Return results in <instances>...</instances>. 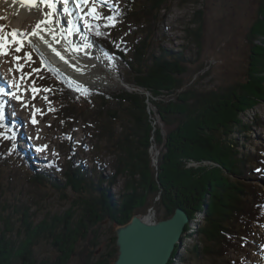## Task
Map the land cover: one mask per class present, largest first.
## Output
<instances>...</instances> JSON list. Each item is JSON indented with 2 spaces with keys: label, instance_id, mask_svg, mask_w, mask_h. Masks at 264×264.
<instances>
[{
  "label": "trees",
  "instance_id": "1",
  "mask_svg": "<svg viewBox=\"0 0 264 264\" xmlns=\"http://www.w3.org/2000/svg\"><path fill=\"white\" fill-rule=\"evenodd\" d=\"M137 1L140 0H125L117 22L123 24L122 21L133 17L149 24L130 49L115 43L107 23L102 28H94L90 34L121 58L129 69L132 84L139 90L125 89L118 93L94 90L87 93L92 100L85 106L81 101L84 94L63 76L47 67L41 72L45 102L66 127L73 126L78 119L90 122L97 147L105 145L114 156V173L108 177V184L124 177V190L116 198L107 189L101 190L104 177L98 172H86L72 158L63 168V188L78 194L77 203L84 211L82 219L76 220L74 230L67 224L69 215L66 214L46 216L31 231L29 222L26 224L27 204L12 207L11 203L0 200V264H16L28 258L30 239H19L26 236V230L27 235L40 237L43 234L46 240L57 234L59 240L54 245L63 253V236L67 232L64 242L70 244L71 249L65 257H69L75 246L82 249V231H89L102 219L126 223L134 214L151 207L162 211L160 219L171 216L177 207L185 209L192 220L202 215L203 223L195 233L187 235L196 238L188 253L197 258L208 254L215 258L213 264H233L227 258L229 253L235 250L236 244H247L257 233L253 227L263 224L264 191L248 182V177L264 178V154L247 153L246 158L251 162L246 166L231 136L242 124L243 110L264 100V0L250 28V41L257 40L259 47H254L259 49L253 48V65L248 78L221 90L200 89L197 82L185 80L190 62L184 51L153 46L151 23L169 0H142L137 4L139 7L133 6ZM195 41L200 44L197 34ZM155 114L171 127L165 136L155 122ZM11 142L22 157L16 140L11 139ZM154 142L163 147L157 167L151 153ZM3 160L7 162L8 155ZM25 161L32 170L29 177L32 182L43 186L51 183L57 187L51 173L45 170L46 164L39 162L41 168L32 169ZM193 163L197 166L190 165ZM1 195L0 185V199ZM14 214H20L21 224L16 230L11 222ZM57 227L61 229L59 234L55 230ZM115 240L114 235L113 248L102 254L105 259L98 264H112L106 259H116ZM173 261L188 264L183 255L177 254L168 264H174Z\"/></svg>",
  "mask_w": 264,
  "mask_h": 264
},
{
  "label": "rangeland",
  "instance_id": "2",
  "mask_svg": "<svg viewBox=\"0 0 264 264\" xmlns=\"http://www.w3.org/2000/svg\"><path fill=\"white\" fill-rule=\"evenodd\" d=\"M76 1L81 5L78 8L83 31L79 30L72 36L80 40L84 38L87 46L82 48L80 45V48L93 52L98 60L88 59L86 62L82 60L75 63L74 61L78 60L73 58L72 65L75 67L73 66L74 72L70 74L60 71L48 59L49 54L46 57L35 41L32 43L30 34L34 31H30L29 35L18 36L17 31L13 30L9 24L3 20L0 21V64L10 72L13 80L10 83H13L15 88L14 97L10 100L11 105L4 106L0 101V119L4 115V124L0 122V185L2 188L0 200L11 203L12 207L21 203L27 204L26 224L28 225L29 222L31 231L49 215H61V217L69 215L67 224L73 230L76 220L82 219L84 211L77 203L78 194L73 193L70 188H63L65 182L63 168L72 158L74 162L80 163L86 172L101 174L104 177V181L100 184L101 190L107 189L113 197H118L119 192L125 187L124 177H118L111 185L108 184V177L114 173L112 169L114 156L105 148V145L99 144L100 147H97V140L92 137L90 122L78 119L73 126L66 127L56 116L54 109L45 102L42 95L44 83L41 80V72L43 67H47L51 68L56 75L63 76L73 88L84 94L81 96V101L85 106H88L92 100V96L89 98L87 93L94 90L118 93L125 90L127 84L136 88L132 84L129 69L121 58L109 51L105 43L96 39L97 43L89 37V32H92L94 28H102L105 26L104 23H107L115 43L126 45L130 49L132 42L143 36L141 31L148 29L149 24L133 17L122 21L123 24H117L125 0ZM142 2V0L137 1L133 6L139 7L137 4ZM262 2L263 0H169L158 11L154 23H151L150 35L154 40L153 46L184 51L190 62L184 78L189 82H197L200 89L221 90L233 84L243 83L248 78V72L253 65L251 61L254 55L253 48L259 49L254 47L258 44L257 40L250 41V28L258 16ZM93 8H95V14H93ZM63 25L61 23L59 28L65 29ZM196 34L200 36L199 45L195 41ZM35 40L42 42L39 38ZM17 48L19 51L16 50ZM66 58L69 61V57L66 56ZM51 81L53 82L54 79ZM34 88L38 91L33 92ZM150 108L155 111L153 106ZM155 115V122L165 136L171 127L165 125L158 115ZM240 119L242 124L235 129L231 139L235 140L238 156H244L245 165L249 167L251 161L246 158L247 153L261 156L264 154V100H259L254 107L243 110ZM15 120L20 123L16 131L5 127V122L13 125ZM11 139H17L16 145L19 149L22 146L25 152L29 149L31 160L25 158L32 169H40L39 162L46 164L45 170L51 173V178H54L57 187L51 183L39 185L29 179L32 170L25 164L27 162L24 157L18 155L15 147L12 146ZM21 141H26L25 145H22ZM162 150L161 145L153 143L151 153L156 167ZM6 155H8V161L4 163L3 159ZM52 164L55 167L51 168ZM190 165L197 166L194 163ZM248 182L258 185L260 190L264 191V178L249 175ZM152 211L155 219H160L162 211L154 207L145 211L142 209L137 214L143 218H149ZM19 215L14 214L12 217L11 222L14 223L15 230L21 224ZM202 218V215H197L193 220L191 219L186 226L185 238L174 252L172 260H175L178 254L183 255L188 264L214 263L215 258L208 254L197 258L188 253V248L195 245L196 238L187 235L196 232L203 223ZM115 226L116 223L108 218L99 221L89 231H82L83 235L80 239L82 249L75 246L69 257H65L71 249L70 244L64 242L67 240V232L63 236L64 256H62L57 252L59 247L54 245V242L59 240L56 237L57 234L46 240L43 234L40 237L27 235L26 230V236H20L19 239L24 238L25 241L30 239L28 258L16 264L24 262L26 264L102 263L105 259L102 258V254L108 253L113 248L112 238L115 234ZM253 228L257 231L255 237L246 242L247 244H236L235 250L229 253L227 258L232 260L233 264H260L264 260V222ZM55 230L58 233L61 229L57 227ZM59 237L63 238L60 235ZM106 261L112 263L114 259L112 261L107 258ZM174 264L181 263L175 261Z\"/></svg>",
  "mask_w": 264,
  "mask_h": 264
},
{
  "label": "bare ground",
  "instance_id": "3",
  "mask_svg": "<svg viewBox=\"0 0 264 264\" xmlns=\"http://www.w3.org/2000/svg\"><path fill=\"white\" fill-rule=\"evenodd\" d=\"M58 2V4H61L60 7L67 8L69 13L70 11L72 13L74 12L72 10V8L74 9L72 4L69 5L70 0H58ZM57 14L58 13L49 6V0L36 1L35 6H27L19 0H0V21L3 20L9 24L13 30L17 31L18 36H25L30 31H34L30 34L32 43L35 41L36 45L44 52L46 57L47 54H49L48 59L60 71L66 74L73 73V58L78 60L74 61L75 63L82 62V60L86 62L88 59L98 60L93 52L82 49L87 46V44L84 43V38H82V40L77 37L73 38L74 34L81 30L76 26V22H73V17L68 15V20L66 18L64 20L63 26H65V29H61L59 25L62 22ZM37 25H39L38 28ZM71 30H74L75 33L71 32ZM36 38H39L42 42H37L35 40ZM80 45H82V48H80ZM66 56L69 57V61ZM3 69L5 71V68ZM4 71L2 70L6 78L8 75ZM11 81L13 82L12 76ZM21 144L25 145V142ZM28 156L30 158V155ZM260 264H264V260Z\"/></svg>",
  "mask_w": 264,
  "mask_h": 264
},
{
  "label": "water",
  "instance_id": "4",
  "mask_svg": "<svg viewBox=\"0 0 264 264\" xmlns=\"http://www.w3.org/2000/svg\"><path fill=\"white\" fill-rule=\"evenodd\" d=\"M19 1L32 6L25 0ZM126 88L129 91L139 90L128 84ZM190 221L187 211L177 207L167 218L155 219L152 211L149 218L134 214L126 223L116 224L114 231L118 252L113 264H168L181 244Z\"/></svg>",
  "mask_w": 264,
  "mask_h": 264
},
{
  "label": "snow or ice",
  "instance_id": "5",
  "mask_svg": "<svg viewBox=\"0 0 264 264\" xmlns=\"http://www.w3.org/2000/svg\"><path fill=\"white\" fill-rule=\"evenodd\" d=\"M26 3H28L29 5H32V6H35V3H36V0H25ZM85 2H87V0H85ZM51 7V5H49ZM93 14H95V8H93ZM111 19V18H109ZM39 27V25H37V28ZM33 34H36V33H33ZM17 51H19V48L16 49ZM38 91V89H33V92H36ZM46 99V98H45ZM35 119H33V123H35Z\"/></svg>",
  "mask_w": 264,
  "mask_h": 264
},
{
  "label": "flooded vegetation",
  "instance_id": "6",
  "mask_svg": "<svg viewBox=\"0 0 264 264\" xmlns=\"http://www.w3.org/2000/svg\"><path fill=\"white\" fill-rule=\"evenodd\" d=\"M114 235H115V234H114ZM115 238H116V236H115ZM115 244H116V243H115ZM57 252H58V254L61 253V255H63V251H62V249L59 248V249L57 250ZM113 262H114V261H113ZM113 262H112V264H113Z\"/></svg>",
  "mask_w": 264,
  "mask_h": 264
}]
</instances>
